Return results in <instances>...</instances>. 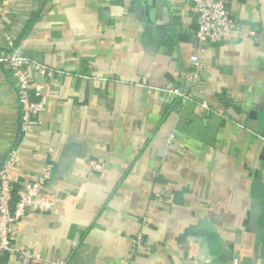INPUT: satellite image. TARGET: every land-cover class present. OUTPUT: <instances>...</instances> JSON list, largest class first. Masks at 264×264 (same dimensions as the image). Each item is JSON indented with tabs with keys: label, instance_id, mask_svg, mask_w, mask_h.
Wrapping results in <instances>:
<instances>
[{
	"label": "crops",
	"instance_id": "1",
	"mask_svg": "<svg viewBox=\"0 0 264 264\" xmlns=\"http://www.w3.org/2000/svg\"><path fill=\"white\" fill-rule=\"evenodd\" d=\"M160 3L0 0V53L11 37L61 70L40 79L46 108L22 133L18 80L0 63V164L16 149V188L55 166L44 192L56 206L14 229L34 264H208L207 241L185 235L202 220L220 236L213 260L264 264V205L254 216L252 202L257 178L264 189V0H227L237 30L202 48L191 1ZM139 233L147 246L133 254ZM3 264L21 263L12 252Z\"/></svg>",
	"mask_w": 264,
	"mask_h": 264
},
{
	"label": "built area",
	"instance_id": "2",
	"mask_svg": "<svg viewBox=\"0 0 264 264\" xmlns=\"http://www.w3.org/2000/svg\"><path fill=\"white\" fill-rule=\"evenodd\" d=\"M197 14V37L201 48L208 44H217L231 37L238 28V20L231 14L227 0H190ZM2 15L0 11V23ZM8 48L0 53V63L7 65L18 80L17 96L20 102V124L22 133H27L29 127L39 123V115L45 110V100L42 97L39 81L54 80L60 69L34 58L11 37H7ZM193 69L184 73V76L194 85L200 82L203 67L198 55L191 57ZM178 96L194 99L192 93L184 92L170 86ZM200 105L209 108L206 100H196ZM16 149L9 151L0 168V264L6 253L16 252L21 264L40 262V254L31 248H16L13 244V235L16 224L27 214L33 212H47L52 210L58 197L44 192L52 181L55 166L48 163L42 172L33 180L16 188L11 171L16 165ZM103 163L92 162L91 170L98 171ZM147 244L141 233L133 243V254ZM213 261L212 257L209 258ZM233 263L237 264L236 258ZM62 264V263H61ZM127 264H135L133 258L127 259Z\"/></svg>",
	"mask_w": 264,
	"mask_h": 264
},
{
	"label": "water",
	"instance_id": "3",
	"mask_svg": "<svg viewBox=\"0 0 264 264\" xmlns=\"http://www.w3.org/2000/svg\"><path fill=\"white\" fill-rule=\"evenodd\" d=\"M157 1L159 4H161L160 2H162V0H157ZM148 24H149V27L147 29V34H148V39L150 42L151 40H153L155 36V27L153 26L151 20L149 21ZM3 160L0 164V168L3 164ZM254 191H255V196L252 202H253V215L255 216V214L264 205L263 184L258 178L254 181ZM194 233H197L198 235L202 236L205 239V241H207L209 247L211 248L210 256L213 257L218 252V249H219L218 242L220 238L213 224L210 221L202 220L198 225H194V226L192 225L190 228H188L185 232V235H192ZM208 264H220V263L213 260Z\"/></svg>",
	"mask_w": 264,
	"mask_h": 264
},
{
	"label": "trees",
	"instance_id": "4",
	"mask_svg": "<svg viewBox=\"0 0 264 264\" xmlns=\"http://www.w3.org/2000/svg\"><path fill=\"white\" fill-rule=\"evenodd\" d=\"M6 254H7V253H6ZM6 254H5V255H6ZM5 255H4V257H5ZM4 257L2 258V264H3V259H4Z\"/></svg>",
	"mask_w": 264,
	"mask_h": 264
}]
</instances>
